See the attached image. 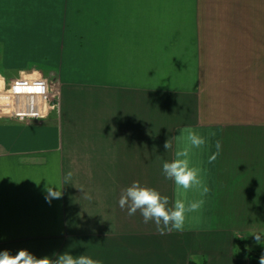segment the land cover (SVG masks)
Segmentation results:
<instances>
[{
    "label": "crops",
    "instance_id": "0c3cea01",
    "mask_svg": "<svg viewBox=\"0 0 264 264\" xmlns=\"http://www.w3.org/2000/svg\"><path fill=\"white\" fill-rule=\"evenodd\" d=\"M25 66L54 67L61 110L0 117V252L250 264L236 238L264 234V0H0V67ZM185 147L201 180L188 190L162 172ZM147 179L170 205L203 202L181 230L119 207ZM46 183L62 198L47 203Z\"/></svg>",
    "mask_w": 264,
    "mask_h": 264
},
{
    "label": "clouds",
    "instance_id": "9594fccd",
    "mask_svg": "<svg viewBox=\"0 0 264 264\" xmlns=\"http://www.w3.org/2000/svg\"><path fill=\"white\" fill-rule=\"evenodd\" d=\"M190 147L199 148L205 144V139L195 131H190L187 135ZM165 151L173 148L172 142L167 139L163 145ZM220 148L219 142L217 149ZM189 147L183 150H177L174 158L170 162H164L162 172L167 179H171L177 188L188 190L193 186H201V180L198 178V171L190 167L189 163ZM215 159V156L212 157ZM72 172L69 171L65 176L64 185L70 184ZM64 186H50L47 183L44 187L45 200L51 204L53 199H60L63 196ZM86 199L91 200L92 197L84 192L83 187L79 188ZM208 188L203 187V193H207ZM202 201L191 202L186 204L182 199H176L171 203L169 197L162 196L157 190L141 186L136 181L131 186L123 189L118 200L119 207L127 209V215L133 216L139 210L143 217L144 223L154 222L156 230L159 234L164 235L173 230H181L184 226L186 213L199 210ZM255 242L264 245V234H254ZM55 259L49 256L42 258L36 257L26 249L19 250L15 255L8 250L0 252V264H102L100 260L93 259L88 255L81 254L73 256L69 252L60 254L54 253ZM259 264H264V253L259 257Z\"/></svg>",
    "mask_w": 264,
    "mask_h": 264
},
{
    "label": "rangeland",
    "instance_id": "374dc122",
    "mask_svg": "<svg viewBox=\"0 0 264 264\" xmlns=\"http://www.w3.org/2000/svg\"><path fill=\"white\" fill-rule=\"evenodd\" d=\"M54 67H45V66H25V67H0V99L1 98H7L6 100L0 101V114L1 113H7L8 110L11 108V103H8V99L10 102L14 100V103L17 99V102L19 106L21 105L23 107V110L25 109L27 103H29L30 107L35 109V106H37V109H40L38 114H34L33 116H28L23 118L24 120H44L47 118L51 113L58 114L61 110V95L59 90V85L61 82L56 80L54 71H52ZM48 79L47 81V89L43 93H47L45 96L47 108L43 105L42 108H40V105L43 104L42 102H37L35 98H30V93H36L34 90H26L24 88L23 90L21 88L16 89V93H19L18 95H14L12 92V86L15 82L22 78H27L28 82H31L33 85L37 86V79ZM55 77V78H54ZM10 93V94H7ZM41 93V92H40ZM20 94L23 96H20ZM10 95V96H9ZM44 96V95H43ZM26 100H25V99ZM11 99V100H10ZM7 101V102H6ZM27 101V103H26ZM19 113H27V111L19 110ZM16 112V113H18ZM32 111L29 110V114H31ZM7 118H14L12 116H5ZM17 119V118H16ZM18 120V119H17ZM21 120V119H19ZM18 120V121H19ZM157 132H150V143H149V157L150 161H155L157 157V147L155 142V135ZM151 171V168H150ZM136 182V181H134ZM140 183L141 181L138 180ZM170 182L173 185V181H166ZM157 189V180H144L142 186H146ZM140 212L139 210L135 215H133L134 222L138 221L140 222L141 219L139 218ZM257 234V233H254ZM253 234V235H254ZM253 235H247L246 237H238L236 238V250L240 255H247L250 259V264H259L258 260L260 255L264 251V245L257 244L255 242V239ZM250 255H255L254 257ZM254 258V259H253Z\"/></svg>",
    "mask_w": 264,
    "mask_h": 264
},
{
    "label": "built area",
    "instance_id": "2783aa9c",
    "mask_svg": "<svg viewBox=\"0 0 264 264\" xmlns=\"http://www.w3.org/2000/svg\"><path fill=\"white\" fill-rule=\"evenodd\" d=\"M35 79H37V83H38L37 86L33 85L31 82H28L27 78H22V79L18 80L17 82H15L13 84V86H12L13 90H12L11 93H13L14 95H18L19 93H16V91H17L16 89H19V88H21L22 90L24 88H26V90H29V91H30V89L34 90L36 93H30V98L33 97V98H35V100L37 102H42L43 104L40 105V108H42L43 105L46 107L47 106V104H46L47 101L45 99V96H46L47 93H43V92L48 90L47 89V82H48L47 80L48 79H40V78H37V77ZM7 94H10V93H7ZM20 96H22V95L20 94ZM5 100H6V97H5ZM7 101H8V103H11V108H10V110L7 111V113H4V112L1 113L0 117H4V115H5V116H12L14 118L23 120V118L28 117V116H33L34 114H38L39 111H40V109H37L36 105H34L35 109L30 107V105H29V103H27V101H26L27 105H26L24 110H23V107L21 105L19 106V104L17 102V99H16L15 103H14V100L12 102H10L9 99H8ZM19 110L27 111V113H24V112L23 113H19L18 112ZM29 110L32 111V113H31L32 115L29 114ZM16 112H18V113H16Z\"/></svg>",
    "mask_w": 264,
    "mask_h": 264
},
{
    "label": "trees",
    "instance_id": "16d2710c",
    "mask_svg": "<svg viewBox=\"0 0 264 264\" xmlns=\"http://www.w3.org/2000/svg\"><path fill=\"white\" fill-rule=\"evenodd\" d=\"M250 256H252V255H250ZM255 255H253L252 257H254ZM254 259V258H253ZM258 260V262H259V259H257ZM191 264H195L194 262H191Z\"/></svg>",
    "mask_w": 264,
    "mask_h": 264
}]
</instances>
